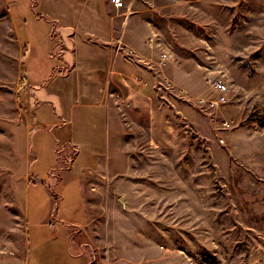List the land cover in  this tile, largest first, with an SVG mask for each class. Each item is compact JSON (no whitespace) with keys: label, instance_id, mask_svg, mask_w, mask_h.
<instances>
[{"label":"rangeland","instance_id":"obj_1","mask_svg":"<svg viewBox=\"0 0 264 264\" xmlns=\"http://www.w3.org/2000/svg\"><path fill=\"white\" fill-rule=\"evenodd\" d=\"M7 4L0 0V264H24V176L51 182V173L46 165L37 169L20 127L27 98ZM173 31L187 38L178 44L185 56L209 55L190 81L204 91L178 90L188 75L166 69L172 87L155 81L153 106L142 102L136 110L130 98L118 112L117 171L108 180L101 174L88 200L92 223L83 241L90 263L264 264V26L232 16L228 25ZM214 79L228 92L225 103L209 108L197 98L216 97ZM157 110L161 120L151 121L148 112ZM35 131L38 148L56 139L52 128Z\"/></svg>","mask_w":264,"mask_h":264},{"label":"crops","instance_id":"obj_2","mask_svg":"<svg viewBox=\"0 0 264 264\" xmlns=\"http://www.w3.org/2000/svg\"><path fill=\"white\" fill-rule=\"evenodd\" d=\"M9 1L27 98L20 127L37 169L46 165L51 173V182L44 175L24 176V264H91L83 241L92 223L88 200L101 174L108 180L117 171L111 163L113 145L123 135L118 112L130 98L138 101L136 110L142 102L153 106L155 81L171 86L166 69L188 75L178 90L204 91L190 81L196 69L203 72L198 65L207 68L209 55L185 56L178 44L187 38L173 28L228 25L232 16L241 25L264 26V0H121L122 8L110 0ZM225 10L234 13L225 18ZM164 52L171 59L160 67ZM185 59L186 69L178 61ZM159 111L148 112L151 121L161 120ZM32 128H52L56 139L38 148L31 143L37 133Z\"/></svg>","mask_w":264,"mask_h":264},{"label":"built area","instance_id":"obj_3","mask_svg":"<svg viewBox=\"0 0 264 264\" xmlns=\"http://www.w3.org/2000/svg\"><path fill=\"white\" fill-rule=\"evenodd\" d=\"M110 2L116 7V8H122L123 7V3L121 0H110ZM153 42V39H149L148 44H151ZM126 53H128L129 55L132 52V50L130 49H126ZM161 60L159 63L160 67H163L164 64L166 63V61L170 58L169 55L167 53H162L160 56ZM164 84L165 86H170V82L167 80H164ZM209 87L212 91H214V93H216V97L215 98H197L199 104H202L203 106H207L209 108H216L219 107L221 104L225 103L226 101V94L228 92V88L226 86V84L220 80H210L209 83Z\"/></svg>","mask_w":264,"mask_h":264},{"label":"trees","instance_id":"obj_4","mask_svg":"<svg viewBox=\"0 0 264 264\" xmlns=\"http://www.w3.org/2000/svg\"><path fill=\"white\" fill-rule=\"evenodd\" d=\"M196 136V135H195ZM197 137V136H196ZM198 138V137H197ZM198 139H200V138H198Z\"/></svg>","mask_w":264,"mask_h":264}]
</instances>
